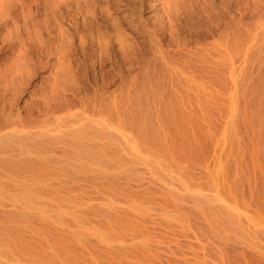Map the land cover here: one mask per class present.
I'll return each instance as SVG.
<instances>
[{"label":"rangeland","instance_id":"rangeland-1","mask_svg":"<svg viewBox=\"0 0 264 264\" xmlns=\"http://www.w3.org/2000/svg\"><path fill=\"white\" fill-rule=\"evenodd\" d=\"M125 3L102 58L0 35V264H264V0Z\"/></svg>","mask_w":264,"mask_h":264},{"label":"bare ground","instance_id":"bare-ground-1","mask_svg":"<svg viewBox=\"0 0 264 264\" xmlns=\"http://www.w3.org/2000/svg\"><path fill=\"white\" fill-rule=\"evenodd\" d=\"M136 2L130 0L132 6ZM125 4V0H52L43 8L42 0H0V35L5 31L12 35L0 38L8 42L15 37L12 31L18 30L16 35L23 44L19 52L26 63L44 56L66 66L79 52L86 55L90 49L100 57L107 56L112 42L122 49L128 42L120 15ZM57 64L51 66L56 70Z\"/></svg>","mask_w":264,"mask_h":264}]
</instances>
